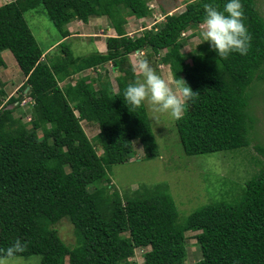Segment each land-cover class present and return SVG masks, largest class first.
Returning <instances> with one entry per match:
<instances>
[{"label": "trees", "instance_id": "1", "mask_svg": "<svg viewBox=\"0 0 264 264\" xmlns=\"http://www.w3.org/2000/svg\"><path fill=\"white\" fill-rule=\"evenodd\" d=\"M148 1L1 3L0 67L9 50L25 80L20 94L9 95L0 79V248L20 238L27 248L17 256L38 255L39 264H135L128 259L141 247L142 264H186V232L192 231L201 257L190 264H264V161L233 202L211 201L184 219L165 183L141 184L130 195L112 189L109 167L133 156L134 141L144 159L159 155L145 104L132 108L123 100L126 85L138 81L130 54L147 50L148 60L158 58L175 81L183 78L199 93L174 123L188 156L239 148L242 154L251 145L248 88L255 80L264 83V16L257 0H242L251 35L246 55L225 59L204 41L190 62L182 51L185 34L195 35L203 24L205 3L222 8L224 0H190L182 11L165 13L164 20L130 36L126 18L147 15ZM40 8L60 32L57 50L40 48L24 16ZM103 16L119 36L106 39L104 52L75 55L64 41L67 25ZM108 62L118 72L116 91L106 75ZM98 67L105 74H81ZM25 96L31 109L15 116ZM81 121L96 124L98 132L88 137ZM63 219L73 226L74 244L58 234Z\"/></svg>", "mask_w": 264, "mask_h": 264}, {"label": "rangeland", "instance_id": "2", "mask_svg": "<svg viewBox=\"0 0 264 264\" xmlns=\"http://www.w3.org/2000/svg\"><path fill=\"white\" fill-rule=\"evenodd\" d=\"M189 1L149 0L150 12L142 17L128 16L124 23V29L130 36L140 34L143 29L151 27L154 22L164 20L165 13L171 14L182 11ZM256 3L258 10L264 16V0H257ZM24 16L40 48L46 50L51 46V51L57 50L55 46L58 40L61 39L60 32L50 21L46 12L41 8L38 10L30 9L24 12ZM87 23L74 20L68 24V28L74 33H79V31L82 33L81 30H75V28L79 29L80 26L88 30L96 31L98 28L100 30L98 37H93V39H97L96 43L94 40L92 43L89 37L85 35V37L78 38V36H73L64 40L70 44L75 55H86L93 52L95 50L94 45L105 50L106 47H103L104 39L119 36L105 16L91 18L88 24L89 27H86ZM203 31L204 24L200 25L195 31V35L187 37L191 31L185 34L184 38L186 40L182 46V51L188 55L187 62H190V53L197 44L201 43ZM165 52L166 50L163 49L161 54ZM2 56L6 66L0 67V79L5 83V88L9 95L20 94L17 89L23 83L24 75L19 71L20 69L9 50H5ZM145 58L147 59V50L134 52L129 55V61L132 65H138ZM148 61L162 77L175 87L176 81L165 64H159L158 58L152 55ZM105 68L107 70L106 75L110 78L114 89L117 90L115 77L118 72L108 63ZM135 72L138 74V81H142L143 76L139 68ZM248 95L250 99L249 110L253 119V122L249 123V129L251 128V130H249L248 134L251 145L246 149H242V154L238 153L239 149L241 150L239 148L192 156L185 155L174 126L176 120L167 112H154L145 103L149 122L158 144L159 155L152 159H144L141 144L134 141L133 156L126 162L113 164L109 167L107 174L111 181L112 189L113 187L116 188L121 195H130L141 184L165 183L168 185L180 219H184L195 209L211 201L233 202L240 189L243 188L241 187L243 182L254 176L259 170L261 162L264 161V152L256 148L261 147V150H264V83L255 80L251 87L248 88ZM30 102V99L25 96L14 115L19 116L20 113L31 109ZM13 105L15 104H10L7 108H12ZM189 106L188 104L185 110H188ZM29 119V114L23 117L24 122ZM81 122L88 137L92 138L98 132L96 124ZM97 148L98 154H100L102 150L99 147ZM241 155H246V157H241ZM225 190H230L231 193H227ZM56 228L58 234L66 243H75L73 226L67 219L58 222ZM195 233L192 231L186 232V264L194 263L201 257L200 251L196 246ZM142 251L141 247H136L134 256L128 260L133 261L135 264H142ZM39 262L40 256L29 255L26 257L16 256L9 261V264H39Z\"/></svg>", "mask_w": 264, "mask_h": 264}, {"label": "clouds", "instance_id": "3", "mask_svg": "<svg viewBox=\"0 0 264 264\" xmlns=\"http://www.w3.org/2000/svg\"><path fill=\"white\" fill-rule=\"evenodd\" d=\"M9 1L0 0V5ZM203 8L204 31L201 43L209 42L210 48L216 55L225 59L233 53L246 55L250 48L251 35L245 24L242 0H224L222 8L214 3H205ZM108 65L112 67L110 62ZM137 68L141 71L143 80L126 85L123 92L124 103L132 108H138L147 103L154 112H167L175 120L182 119L187 105L195 102L199 93L193 91L183 78L177 80L173 87L146 58L142 59L138 65H133V71ZM103 71H105L103 67H98L96 71L88 68L81 74L97 76L98 73H104ZM26 248V242L16 238L8 247L0 248V264H9L12 258L23 253Z\"/></svg>", "mask_w": 264, "mask_h": 264}, {"label": "crops", "instance_id": "4", "mask_svg": "<svg viewBox=\"0 0 264 264\" xmlns=\"http://www.w3.org/2000/svg\"><path fill=\"white\" fill-rule=\"evenodd\" d=\"M94 18H100V17H94ZM74 21V20H73ZM73 21H71V22H73ZM80 21V20H79ZM70 22V23H71ZM69 23V24H70ZM88 24H89V21H88V23H87V26L86 27H89L88 26ZM69 27V25H67V28ZM80 28H82V26H80ZM77 29V28H75V30H81L82 31V33L79 31V33H74L71 29H69L68 28V30H69V32H70V35L68 36V38L69 37H73V36H78V38L79 37H89V40H91V42L93 43V40L95 41V43H96V41H97V39H93V37H98V35H99V32H100V30H99V28L96 30V31H94V30H88L87 28H82V29ZM85 35V36H84ZM104 43H103V47H106V39H104V41H103ZM94 47H95V49H97V50H99V51H105V50H102V48H98L97 46H95L94 45ZM106 49V48H105Z\"/></svg>", "mask_w": 264, "mask_h": 264}]
</instances>
